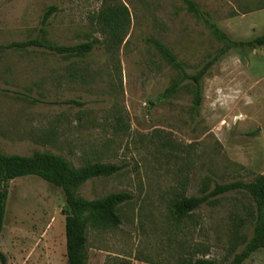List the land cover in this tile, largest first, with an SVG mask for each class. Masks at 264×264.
Wrapping results in <instances>:
<instances>
[{
  "label": "rangeland",
  "instance_id": "1",
  "mask_svg": "<svg viewBox=\"0 0 264 264\" xmlns=\"http://www.w3.org/2000/svg\"><path fill=\"white\" fill-rule=\"evenodd\" d=\"M193 1L232 39L264 32V0ZM119 4L129 9L130 24L112 48L92 17ZM50 6L57 11L41 33ZM37 37L97 44L83 56L33 46L0 53V150L51 152L75 167L122 166L78 191L88 200L133 195L118 208L120 226L89 227L88 264H179L204 253L231 261L253 232L246 191L214 197L180 221L169 208L216 184L264 175V46L234 48L215 61L197 107L191 80L169 91L181 72L154 44L168 47L190 74L220 50L183 0H0V44ZM8 191L0 238L7 264H68L61 188L27 176ZM244 264H264V248Z\"/></svg>",
  "mask_w": 264,
  "mask_h": 264
},
{
  "label": "trees",
  "instance_id": "2",
  "mask_svg": "<svg viewBox=\"0 0 264 264\" xmlns=\"http://www.w3.org/2000/svg\"><path fill=\"white\" fill-rule=\"evenodd\" d=\"M188 11L199 20H203L210 32L221 42L218 53L207 61L196 73L190 74L185 66L172 51L155 40L154 44L162 55L181 72L180 80L175 83L170 92L175 91L180 82L191 80L195 85V105L202 102V80L215 61L219 60L229 50L234 48H257L264 46V32L251 40L232 39L221 29L193 0H183ZM57 11L56 6H50L44 13L40 32L43 33L50 18ZM92 19L96 21L102 31L107 33V43L116 48L124 41V31L130 24V12L126 5H108L100 9ZM97 40L79 43L73 46L55 45L41 37L27 41H14L6 45L0 44V53L8 49L22 50L27 47H41L56 53L83 56L90 53L96 46ZM69 103H75L70 101ZM122 170V166L109 162H89L80 167L73 166L62 155L34 151L31 155L8 154L0 150V238L5 226V215L8 200L9 183L17 178L36 176L53 184L64 193L65 208V237L68 264H88V230L98 226L107 228L118 227L122 223L118 208L121 204L133 199L129 192L111 193L103 198L88 200L78 194L79 189L87 181L98 177H109ZM231 191H246L253 201V232L244 248L226 264H244L255 252L264 248V175L254 181H235L227 184H216L214 189L200 196L177 198L170 204V214L175 220H182L198 210L210 199ZM1 264H7L6 255L0 251ZM179 264H224L207 257H191Z\"/></svg>",
  "mask_w": 264,
  "mask_h": 264
}]
</instances>
